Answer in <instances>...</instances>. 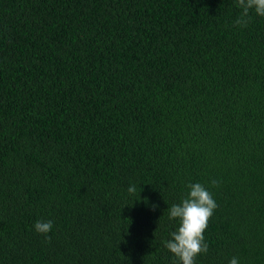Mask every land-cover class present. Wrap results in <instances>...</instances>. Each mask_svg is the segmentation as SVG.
I'll return each instance as SVG.
<instances>
[{
	"label": "trees",
	"instance_id": "1",
	"mask_svg": "<svg viewBox=\"0 0 264 264\" xmlns=\"http://www.w3.org/2000/svg\"><path fill=\"white\" fill-rule=\"evenodd\" d=\"M239 14L0 0V264H176L189 182L217 204L196 264H264V17Z\"/></svg>",
	"mask_w": 264,
	"mask_h": 264
},
{
	"label": "clouds",
	"instance_id": "2",
	"mask_svg": "<svg viewBox=\"0 0 264 264\" xmlns=\"http://www.w3.org/2000/svg\"><path fill=\"white\" fill-rule=\"evenodd\" d=\"M240 9V14L234 21L236 25L246 26L250 19V13L264 17V0H236ZM217 181L211 180L215 185ZM186 195L179 203H172L167 207V217L170 221H176V228L169 232V238L164 241V246L173 254L176 264H196L198 255L207 253L208 244L205 241L204 232L208 226V221L213 215L217 204L212 193L200 182H189L186 185ZM128 197L136 196L137 188L134 183H130L126 189ZM157 204L151 205V210H155ZM33 230L48 237L53 229L51 219H37L33 222ZM228 264H239V258L232 256Z\"/></svg>",
	"mask_w": 264,
	"mask_h": 264
}]
</instances>
